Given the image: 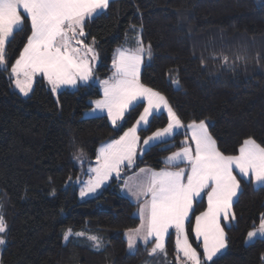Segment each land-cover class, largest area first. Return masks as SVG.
<instances>
[{"label": "trees", "instance_id": "trees-1", "mask_svg": "<svg viewBox=\"0 0 264 264\" xmlns=\"http://www.w3.org/2000/svg\"><path fill=\"white\" fill-rule=\"evenodd\" d=\"M28 31L25 24L14 34L6 46L7 67L0 66V209L7 228L0 264H151L150 243L126 250L123 232L139 218L136 204L120 193L121 174L94 197L79 200L77 191L85 162L100 143L123 134L141 104L114 127L106 115L83 117L100 95L92 82L55 96L37 79L21 96L8 70ZM85 33L86 41L95 38L98 78L111 72L113 49L142 41L151 45V57L145 54L140 81L167 99L183 125L204 120L225 155H236L248 138L264 146V0H110L86 21ZM167 122L164 113L153 115L140 132L147 135ZM185 130L150 146L123 170L160 169L162 158L181 147ZM239 180L235 222L224 229L226 248L209 264L264 263V237L245 242L264 214V186ZM204 202L195 203L189 236ZM76 233L97 235L103 247ZM170 239L165 244L172 257Z\"/></svg>", "mask_w": 264, "mask_h": 264}, {"label": "snow or ice", "instance_id": "snow-or-ice-1", "mask_svg": "<svg viewBox=\"0 0 264 264\" xmlns=\"http://www.w3.org/2000/svg\"><path fill=\"white\" fill-rule=\"evenodd\" d=\"M108 6L109 0H0V66L7 67L6 45L15 32L22 31L24 20L30 21L31 32L27 42L11 65L13 83L20 93L27 96L33 90V81L38 74L47 79L52 92L62 85L76 86L79 81H88L92 77L88 61L97 57L94 48L83 42L85 23ZM137 43L135 49L117 50L112 62L114 71L109 79L100 81L103 97L93 101V111H106L112 124L116 125L138 103L146 101V106L136 123L119 139L99 149L97 167L91 169L95 176L88 181L86 190H81V196L94 192L113 173L119 176L125 162L128 166L133 164L140 141L138 128L147 126L150 116L166 109L168 124L144 139V145L161 142L184 127L167 99L141 83L140 66L145 54L151 57V45L146 48L142 41ZM92 44H95V38ZM186 127L191 136L182 142L185 146L166 158L169 165L184 163L186 167L175 171L167 168L160 171L140 169V173L145 174L144 179L136 185L135 191L129 187L133 196L138 200L144 197L145 200L139 207V227L128 232V247H134L137 237L145 243L154 237L151 253H164L166 256L164 238L170 228H175L176 264H209L226 246L221 219L235 218L231 208L240 183L234 169H238L242 178L248 177L255 184L264 186V146L248 138L240 145L238 155H225L204 120H193ZM206 189H211L207 192V209L195 217L192 228L196 238H202V259L189 242L185 224L190 222L194 201ZM5 231L6 223L0 216V233ZM70 232V229L65 232L66 240ZM258 232L264 235V214H261L259 229L247 233L248 239L256 237ZM89 239L95 242L96 247L100 246L97 236ZM4 243L0 236V244ZM179 253H182L183 260Z\"/></svg>", "mask_w": 264, "mask_h": 264}, {"label": "rangeland", "instance_id": "rangeland-1", "mask_svg": "<svg viewBox=\"0 0 264 264\" xmlns=\"http://www.w3.org/2000/svg\"><path fill=\"white\" fill-rule=\"evenodd\" d=\"M110 1V0H109ZM106 9H104L102 12H104ZM21 15L22 16H24L25 15V13H23V11L21 10ZM94 16H96V15H94ZM93 16V17H94ZM92 17V18H93ZM92 18H90V19H92ZM90 19H88V20H90ZM29 25V31H28V33L26 34V37L28 36V35H30V32H31V28H30V21L26 18L25 20H24V23H23V26L24 25ZM15 33H19V31L18 32H15ZM87 35V34H86ZM13 38V37H12ZM86 36L85 37H83L82 39H83V42H84V44H87V45H91L93 48H94V51H95V54H96V59L95 60H92V59H89V66L91 67V69H92V77L88 80V81H79L78 82V84L76 85V86H71V85H62V86H60L59 88H58V90L56 91V92H53L54 93V95L56 96V94L59 92V90H62V89H75L76 87H78V85H88L89 83H94V84H96L97 85V87H98V89H99V91H100V95H99V97H97V98H94V99H92V100H90L91 101V107L89 108V109H87V110H85L83 113H84V116L83 117H86V118H90V116H101V115H106L107 116V112L106 111H100V110H95V111H93V109H95V104L93 103V101H95V100H98V99H101L102 97H103V87H102V85H101V83H100V81H102V80H107V79H109L111 76H112V73H113V71H114V68H113V66H112V62H113V59H114V57L118 54V52H117V50L118 49H135L137 46H138V44H136V45H134V46H129V45H127V44H123V45H121V46H117L115 49H113V51H112V59H111V63H110V67H111V72L107 75V76H105L104 78H98L97 77V75L95 74L96 73V66L98 65V63H99V56H98V53H97V50H96V46L94 45V44H92V40L91 41H86ZM27 42V39H26V41L24 42V44ZM24 44L20 47V49H19V51H18V53L16 54V56L14 57V61L11 63V65L15 62V60L19 57V54H20V52L22 51V49H23V47H24ZM7 46V45H6ZM6 51H7V49H6ZM7 53V52H6ZM89 56H91V54H89ZM144 57H145V55H144ZM143 62H144V58H143ZM143 62L141 63V66H140V71H141V69H142V64H143ZM11 65H10V67H9V70H8V72H9V76H11V82H13V80H14V77H12V75H11ZM4 67V66H3ZM37 79H42L43 81H45L46 83H47V85L49 86V88H50V90H51V85L48 83V81H47V79L46 78H44L42 75H40V74H38L35 78H34V81H33V86H34V83L36 82V80ZM12 87H13V89L17 92V93H19L21 96H25V95H23L22 93H20V91H19V89H17L16 87H15V84L13 83L12 84ZM148 87V86H147ZM51 92H52V90H51ZM30 94V93H29ZM28 94V95H29ZM138 104H141V111H140V113H139V115L135 118V120L133 121V123L130 125V126H128L126 129H125V131L128 129V128H130V127H132V125L133 124H135L136 123V121H137V119L139 118V116H140V114L143 112V110H144V107L146 106V101H144L143 103H138ZM137 104V105H138ZM131 111L129 110L128 112H126L125 113V116H124V118H123V120H121V121H119L116 125H113L112 124V122H111V120L108 118V116H107V119H108V121H109V123L112 125V126H114V127H116V126H121L123 123H124V119H125V117L127 116V114L128 113H130ZM160 113H164L165 115H166V118H167V120H168V115H167V111H166V109H162L159 113H157V114H160ZM157 114H154V115H157ZM153 117V115L152 116H150L149 117V120H150V118H152ZM167 124H168V122H167ZM167 124L164 126V127H166L167 126ZM187 125H184V127L186 128V130H185V132L187 133V134H185L184 136H183V138L181 139V142H183V141H185V139L186 138H190V136H191V132H190V130H188L187 129V127H186ZM147 126H140L139 128H138V135H139V137H140V141H139V143H138V145H137V152H136V155H135V157H134V160H133V164L131 165V166H134V164L136 163V161H137V159L138 158H140L141 156H142V154L150 147V146H152V145H155V144H159V142H156V141H153V142H150V144L149 145H144V143H143V141H144V139H146L147 137H149V136H151L152 135V133L153 132H155V131H152V133H149V134H147V135H143L140 131L142 130V129H144V128H146ZM164 127H159L158 129H161V128H164ZM184 127H182V128H179V129H177L176 131H174L173 132V134L171 135V136H173L175 133H177V132H179V131H181ZM125 131H123L122 133H124ZM123 135V134H122ZM122 135H120V136H122ZM120 136H118V137H116V138H114V139H112V140H105V141H103L102 143H100L99 145H98V148H97V150H96V154H95V156H94V158L92 159V161H86L85 163V170H83V174H82V177L80 178V183L78 184V189H77V191H78V194H79V200H83V199H85V198H89V197H94V195H96V194H98L100 191H101V189L103 188V187H105V185H107L111 180H113L115 177H118L115 173H113L106 181H104L102 184H101V186L99 187V188H97L94 192H90V193H87L86 195H84V196H81L80 195V193H81V190L82 189H84V190H86V186H87V184H88V181L90 180V178H93L94 176H95V173L94 172H92L91 171V169H94V168H96L97 167V160H96V157H97V155L99 154V149L102 147V146H104L105 144H108V143H111V141H113V140H116V139H119V137ZM170 136V137H171ZM170 137H166V138H164L162 141H165V140H168V139H170ZM161 141V142H162ZM190 143H191V141H189ZM185 145L182 143V145H181V147L180 148H178V149H175V150H173V151H170V153H168L166 156H164L163 158H162V161H163V165H162V167H160V169H155L154 167H151V166H137V167H135V168H133L131 171H129V172H125L123 169L127 166V167H131V166H128L127 165V162H125L123 165H121V170H120V181H119V183H118V188H119V190H120V193L123 195V196H125L126 198H128L129 200H131L134 204H136V207L134 208V214L139 218V207H140V204H142V203H144V200H145V198L144 197H141L139 200L135 197V196H133L132 194H131V192H129V187H131L132 189H133V191H135V189H136V185L142 180V179H144V176H145V174H143V173H140V169H151V170H154V171H160V170H162V169H170V170H173V171H175V170H177V168H185L186 167V165L184 164V163H179V164H177V165H169V164H167L166 163V158L167 157H169L173 152H176V151H178V150H180L182 147H184ZM193 147H194V144H193ZM143 149V151H141ZM239 154V149H238V153L236 154V155H238ZM226 155H228V154H226ZM234 174L236 175V178H237V180L239 181V183H240V180H239V177H242L239 173H238V169H234ZM129 178H132V179H129ZM244 180H246V181H251L250 180V178H248V177H244ZM185 181H186V177H185ZM126 182H127V185L128 186H126ZM251 183L252 184H254L255 186H258V184H255L254 182H252L251 181ZM240 188H241V184H240ZM240 188L238 189V192H239V190H240ZM211 189H206L202 194H201V196L200 197H198L197 199H196V201H194V204H193V210L190 212V214H189V216H190V219H191V217H192V213H193V211H194V207H195V203L196 202H198V201H200L202 198H205V202H204V207H203V209L201 210V211H199V212H197L196 213V215L194 216V218L192 219V222H191V224H190V232H191V235L189 236V233L187 232V234H188V239H189V242L192 244V246L194 247V248H196V250H197V252L198 253H200L201 254V258L203 259V248H202V238L201 239H197L196 238V236H195V233L192 231V228L194 227V225H195V217L197 216V215H199L201 212H203V211H205L206 209H207V206H208V201H207V192L208 191H210ZM238 192H237V194H238ZM237 198V196L236 197H234L233 198V201L235 200ZM148 199H150V197H148ZM231 213H233V208H231ZM234 214V213H233ZM0 216H2V212H1V209H0ZM4 218V217H3ZM235 222V218L234 219H232L231 218V216L229 217V219L228 220H224V219H221V221H220V224H221V227L223 228V229H225V227H227V226H230L231 224H233ZM139 224L136 226V227H133V228H129L128 230H125L124 232H123V234H124V237H125V239H126V245H127V252L128 253H130V252H134L138 247H139V245H147L148 243H150V245L148 246V249H147V251H148V260L149 261H151V264H176V257H177V255H178V253H177V250H176V244H175V242H176V231H175V228H170L169 229V234H167L166 236H165V243H166V241L168 240V238L170 239L171 237L170 236H172V239H170V240H172V242L174 243V249H175V255L174 256H172V257H170L169 255H167L166 254V256H165V254L164 253H156V254H152L151 253V248L153 247V245H154V243H155V238L153 237V238H150V240H149V242L148 243H145L141 238H139V237H137V239H136V242H135V245H134V247L132 248V249H129V247H128V232H129V230H131V229H135V228H137V227H139V225H140V223H141V221H140V218H139V222H138ZM259 226H260V222L258 223V225L257 226H255L254 228H252V230H250V231H255V230H257V229H259ZM7 229V228H6ZM185 229H186V231H187V229H188V222H186V224H185ZM6 232V231H5ZM5 232L4 233H0V236H2L3 238H4V240H5V243H6V239H5V237H4V234H5ZM224 232H225V235H226V230H224ZM75 236H78V238L79 239H84L86 242H91V243H93L94 245L92 246V247H94V248H97V249H100V248H102L103 246H102V242H101V244H100V246L99 247H96L95 246V242L94 241H92V240H90L89 239V237L90 236H94V235H90V234H85L84 233V235H82V236H80V235H76L75 234ZM97 236V235H96ZM98 237V236H97ZM190 237H192L193 238V240H194V242H192L191 241V239H190ZM264 237V235H261L259 232L257 233V236L256 237H254V238H252L251 240H249L248 239V237H247V235H246V237H245V242H247V243H249V242H253V240L255 239V238H263ZM99 238V237H98ZM100 239V238H99ZM88 240V241H87ZM101 241V240H100ZM5 243L4 244H0V255H1V250H2V248H3V246L5 245ZM165 247H166V244H165ZM225 248H226V246L223 248V249H221L220 250V252H218L217 254H216V256H214L213 258H216V257H218V256H220V254H222L223 253V251L225 250ZM179 255L181 256V260H183V256H182V253H179ZM152 258V259H151ZM264 258V257H263ZM109 264V263H108Z\"/></svg>", "mask_w": 264, "mask_h": 264}, {"label": "crops", "instance_id": "crops-1", "mask_svg": "<svg viewBox=\"0 0 264 264\" xmlns=\"http://www.w3.org/2000/svg\"><path fill=\"white\" fill-rule=\"evenodd\" d=\"M263 260H264V258H263ZM262 264H264V263H262Z\"/></svg>", "mask_w": 264, "mask_h": 264}]
</instances>
